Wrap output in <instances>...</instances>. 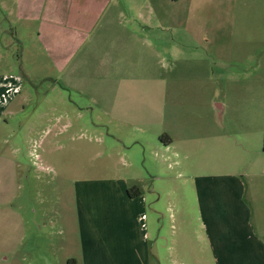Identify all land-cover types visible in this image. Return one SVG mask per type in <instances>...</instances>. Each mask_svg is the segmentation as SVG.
I'll use <instances>...</instances> for the list:
<instances>
[{"label": "crops", "instance_id": "obj_1", "mask_svg": "<svg viewBox=\"0 0 264 264\" xmlns=\"http://www.w3.org/2000/svg\"><path fill=\"white\" fill-rule=\"evenodd\" d=\"M6 8L7 20L12 29L13 26H22V37H32L37 68L43 70L45 80L52 82L55 87L65 85L73 90L89 88L98 81L100 84L93 85L98 94L103 86L108 87L105 91L102 89L104 92L101 96L98 97L96 92L90 95V99L101 112L108 110L106 117L111 125L117 127L115 129L111 126L114 138L119 139L115 133L119 132L120 126L129 125L122 118L126 113L122 101H117L119 96L135 93L139 86L149 96L155 90L152 94L155 97H150L153 107L146 120L154 115L152 124L159 131L158 144H153L151 139L147 142L142 151L145 158V163L141 165L143 171L137 177L131 173V170L135 172L132 168L136 165L128 153L133 162L125 166L130 171L121 179L113 177L114 181L108 189L113 204L117 197L123 203L125 213H117L113 204H102L101 208L94 206V214L104 222L99 229V221L93 213L81 211L79 218H76L78 254L65 247L68 249L66 257L58 260V264H163L161 253L153 252L150 230L144 222L148 219L147 196L155 199L162 195V191L156 190L157 183L166 177L161 173L160 165L165 162L171 168V164L174 166L171 157L182 156L170 135L174 133V138H179L177 131L180 123L174 115L175 111L190 109L199 113L197 118L191 119L190 131L194 137L196 128L200 127L203 110L195 103L189 102V106H185L182 104L184 101L179 99L165 102L160 94L163 89L169 88L167 91L171 90L177 95L178 75L173 74L174 83L170 81L171 72L178 67L176 54L182 53V61L185 62L191 55L190 63L193 65L196 59H200L203 63L197 69H205L206 41H210L206 40V36L209 35L208 38L213 42L220 40L227 9L239 11L241 17L244 15L245 19H240V22L255 27L251 36L255 43L259 42L258 48L264 45V0H51L49 4L48 0H12ZM180 10L188 12L186 19L180 17ZM163 30L168 31L169 35H162ZM179 31L186 36L184 40L179 37ZM132 38L136 41L130 49L128 41ZM179 40L183 43L181 49L178 47ZM122 41L123 44L119 45ZM108 42L115 45L106 46ZM105 47L106 53L101 58ZM134 51H138V54ZM250 61L251 69L255 72L264 69V51L259 50V53L247 57V67H250ZM163 67L168 73L166 76L162 74ZM148 69L157 71L148 76L142 75ZM54 71L56 76H53ZM26 77L32 84L37 80L36 76L26 74ZM253 80L251 84L258 86L256 75ZM20 86L19 80H9L4 76L0 78V95L9 87ZM257 86L251 88L252 91H256ZM258 102L253 99L249 106L255 107ZM237 104L239 108L243 106L241 100ZM5 106L6 102H0V109ZM224 108V104L217 103L219 112H223ZM219 112L212 115V123L206 115V156L218 154L214 162L206 165L218 169L230 164L238 172L229 175L217 172L206 174V246L213 252L216 264H264V114L235 113L228 117L226 123L218 116ZM39 118L43 120L45 117L42 115ZM134 128L135 125L129 132L143 133ZM131 135L133 138L134 134ZM162 135L166 136L165 139ZM184 137L189 139L190 136ZM133 142L137 143L136 139ZM15 149L14 152L19 150ZM250 154L255 155L251 160ZM167 178L172 181L177 177L168 174ZM103 181L95 180L94 184L88 185L91 181L80 180L81 200L88 203L92 192L98 198H103L99 191L101 187L109 186L108 183H101ZM133 187H138L140 194L130 195L129 190ZM155 212L159 217V210ZM1 215L0 206V220ZM8 216H11L15 227L19 211L10 208ZM63 221L65 229L61 232L67 235L71 232L73 219L70 221L65 218ZM2 228L0 221L1 253L10 240L9 237L4 239ZM17 244L12 252L10 249V253L16 263L20 264ZM65 248L59 246L55 250ZM36 249L34 246L24 254L23 259L28 264L56 263L46 259L43 252L38 259L34 253ZM8 258L5 256L3 261Z\"/></svg>", "mask_w": 264, "mask_h": 264}, {"label": "rangeland", "instance_id": "obj_2", "mask_svg": "<svg viewBox=\"0 0 264 264\" xmlns=\"http://www.w3.org/2000/svg\"><path fill=\"white\" fill-rule=\"evenodd\" d=\"M11 2L12 0H0V78L7 76L9 80H19L21 86L9 98V103L6 101V106L0 109V206L3 213L0 221L4 239L10 238L7 246L2 248L3 253L0 252V259L1 264H17L15 258L11 257L10 249L12 252L18 242L20 264H28L23 257L34 246L37 248L34 251L37 258L43 252L46 259L58 264V260L66 257L67 248L78 254L76 218H79L80 212L93 213L101 229L104 222L94 214L95 207L113 204L108 191L114 181L113 177L123 178L130 171L125 165L133 161L136 167L132 168L135 170H131L132 175L137 177L143 171L141 165L145 163L142 153L144 147L150 139L155 145L159 141L158 128L152 124L154 115L146 120L153 107L150 97H155L152 95L155 90L149 96L139 86L135 93L119 96L117 101H122L126 113L122 118L129 123V127L120 126L119 132L115 133L119 139L114 138L111 126L115 129L117 127L110 124L108 110L101 112L90 99V95L97 92L93 85L100 83L96 81L89 88L73 90L65 85L55 87L52 82L45 80L43 70L37 68L32 37H22V26H13L12 29L7 20L6 6ZM50 2L48 0V4ZM225 13L226 22L221 29L223 36L220 40L213 42L208 38L209 35L206 36V40L210 41H206L205 69H197L203 63L200 59H196L193 65L190 63L191 55L185 62L182 61V53L176 54L178 67L171 72L170 81L174 83L173 74L178 75L177 95L171 90L167 91L169 88L163 89L160 94L165 102L179 99L184 101L182 104L185 106H189V102L195 103L203 110L200 127L196 128L197 122L194 125V137L190 131L191 119L197 118L199 113L190 109L175 111L174 115L180 123L177 131L179 138L175 139L174 133L170 135L182 156L171 157L174 164H171V168L165 162L160 165L161 173L166 177L157 183L156 190L162 191V195L155 199L147 196L148 219L144 222L150 230L153 252L161 253L163 264H216L213 252L206 246L204 181L208 173L229 175L238 172V169H233L230 164L218 169L206 165L218 157L216 153L206 156V115L212 123V115L219 112L217 103L225 106L218 116L226 123L228 117L235 113L264 114V69L255 72L251 69L252 61L249 62L250 67L245 65L247 57L259 53V50L264 51V45L258 48L259 42H254L251 31L255 27L240 22L244 15L241 17L239 11L234 9H227ZM179 15L186 19L188 12L180 10ZM162 35L168 36L169 32L163 30ZM179 37L184 40L186 36L179 31ZM135 41L133 38L128 41L130 49ZM163 42L165 49L166 40ZM122 44L123 41L119 45ZM108 45L115 44L108 42L106 46ZM182 45L179 40L180 49ZM105 53L106 47L101 58ZM134 53L138 54V51ZM173 63L175 65V60ZM162 70V74L166 76V69L163 67ZM156 71L148 69L142 75L148 76ZM26 74L37 77L34 84L27 79ZM197 74L199 75L195 76ZM56 75L54 71L53 76ZM255 75L258 86L251 84ZM143 83L148 86L146 81ZM143 83L141 82L142 85ZM255 86L257 90L252 91L251 88ZM102 89L105 91L108 87L103 86ZM102 89L99 94L97 92L98 97L103 94ZM253 99L259 102L251 108L249 104ZM240 100L243 105L241 108L237 104ZM103 101L105 104L106 97ZM42 115L45 117L43 120L39 118ZM134 125L135 130H142L144 134L129 132ZM131 133L134 134L133 138ZM184 135L190 136L189 139ZM162 137L165 139L166 136ZM134 139L137 143L133 142ZM125 147L132 151H126ZM15 148L19 150L14 152ZM253 157L255 155H249L250 160ZM168 174L177 178L168 181ZM80 180L91 181L88 185L94 184L95 180H104L101 183H108L109 186L101 187L99 194L103 198H98L92 192L87 203L81 200ZM122 204L116 197L113 206L117 213L120 211V215L125 213ZM85 205L87 208H84ZM10 208L19 211L15 227L11 216L7 217ZM155 210H159L160 218ZM65 218L70 221L73 219L71 232L67 235L66 232L65 235L61 232L65 229ZM59 246L67 248L55 250ZM5 256L9 258L3 261Z\"/></svg>", "mask_w": 264, "mask_h": 264}, {"label": "built area", "instance_id": "obj_3", "mask_svg": "<svg viewBox=\"0 0 264 264\" xmlns=\"http://www.w3.org/2000/svg\"><path fill=\"white\" fill-rule=\"evenodd\" d=\"M18 90V88L9 87L2 95H0V102H6L10 95L13 93H17Z\"/></svg>", "mask_w": 264, "mask_h": 264}, {"label": "trees", "instance_id": "obj_4", "mask_svg": "<svg viewBox=\"0 0 264 264\" xmlns=\"http://www.w3.org/2000/svg\"><path fill=\"white\" fill-rule=\"evenodd\" d=\"M165 136V135H164ZM163 138V137H162ZM135 191V192H132V191ZM129 192H130V195H132V196H137L138 194H140V191H139V189L137 188V187H133V188H131L130 190H129Z\"/></svg>", "mask_w": 264, "mask_h": 264}]
</instances>
